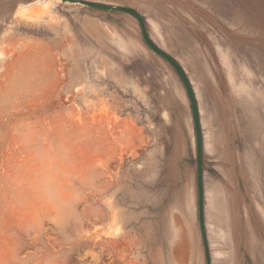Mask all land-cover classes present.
<instances>
[{"label":"rangeland","instance_id":"obj_1","mask_svg":"<svg viewBox=\"0 0 264 264\" xmlns=\"http://www.w3.org/2000/svg\"><path fill=\"white\" fill-rule=\"evenodd\" d=\"M79 1L181 64L211 264H264V0ZM0 264H206L190 102L132 16L0 0Z\"/></svg>","mask_w":264,"mask_h":264},{"label":"water","instance_id":"obj_2","mask_svg":"<svg viewBox=\"0 0 264 264\" xmlns=\"http://www.w3.org/2000/svg\"><path fill=\"white\" fill-rule=\"evenodd\" d=\"M62 3H69L72 5H80L88 7L94 10L104 11V12H119L132 16L135 18L140 26L142 39L148 49L155 55L162 58L167 62L176 72L179 79L181 80L190 102L193 129L195 134V146H196V185H197V215L199 228L201 233V238L204 246L206 264H211V254L207 238V230L205 225V191H204V167H203V154H204V141H203V131L201 126L200 110L193 89L192 83L187 76L185 70L181 64L166 51L161 49L150 37L147 23L144 16L137 10L116 5H107L97 2L79 1V0H60Z\"/></svg>","mask_w":264,"mask_h":264}]
</instances>
